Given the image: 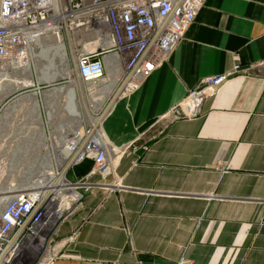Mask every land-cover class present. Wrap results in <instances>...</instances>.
I'll return each mask as SVG.
<instances>
[{"label":"crops","instance_id":"obj_1","mask_svg":"<svg viewBox=\"0 0 264 264\" xmlns=\"http://www.w3.org/2000/svg\"><path fill=\"white\" fill-rule=\"evenodd\" d=\"M236 57L264 59V0H206L168 61L105 114L101 135L125 149L116 188L85 195L57 238L78 239L54 264H264V68L229 79L194 117L180 105Z\"/></svg>","mask_w":264,"mask_h":264},{"label":"built area","instance_id":"obj_2","mask_svg":"<svg viewBox=\"0 0 264 264\" xmlns=\"http://www.w3.org/2000/svg\"><path fill=\"white\" fill-rule=\"evenodd\" d=\"M205 1L0 0V72L13 69L14 61L24 60L42 41L53 39L65 49L76 48V74L84 84L104 81L108 68L122 70L118 97L126 96L168 61ZM257 68H264V59L243 66L236 57L232 69L202 79L180 105L189 108L188 117H194L202 102L229 79ZM73 83L74 94L64 103L76 106L81 90ZM57 133L68 156L53 167L62 179L52 192L29 188L8 199L0 194V264H54L63 246L78 239V231L57 238L85 195L93 189L116 188L107 179L125 149L106 143L102 135L83 125L79 129L64 124ZM86 160L93 162L91 171L70 180L71 170Z\"/></svg>","mask_w":264,"mask_h":264},{"label":"rangeland","instance_id":"obj_3","mask_svg":"<svg viewBox=\"0 0 264 264\" xmlns=\"http://www.w3.org/2000/svg\"><path fill=\"white\" fill-rule=\"evenodd\" d=\"M42 42V45L47 47L54 40L46 39ZM75 49V47L66 46L67 61L70 69L69 75L65 79L59 78L54 82H39L36 68L46 65V63L36 58L33 51L27 56L30 60L31 72L28 74L25 71L22 72L23 69L16 65L13 69L10 68L3 72L9 75L11 81L20 82L19 84H21L20 86H14L12 83L8 84V82L0 81V194H4L5 197L15 194L18 187H34V183L42 176L49 177V171L44 167L45 157L46 155L49 156L46 166L48 167V162L51 161L52 166L56 168L57 163L55 165L54 156L56 154L54 149L55 139L52 140V138L60 139V135L57 133L58 128L64 124H68L71 127H79V125L80 127L82 125L84 127H92L88 116H105L107 112L103 114L104 110L113 100L123 81L124 73L122 70L116 72L108 70V75L103 82L94 83L96 87L94 91L96 92H90L89 89H93L90 85L93 84H84L77 78ZM29 78L34 81L33 86H23L22 82ZM110 79L114 83L111 85L110 92L104 95V101H99L101 103L96 104L91 102L90 104V99L92 98L101 99L102 94L101 92L99 94V90L103 89L104 86H108L112 81ZM73 81L79 84L78 87L80 89L78 88V90H81L77 94L78 102H76L77 111L80 114L79 121L72 120L73 118L69 117L63 110L66 105L64 101L67 99L65 93L55 92L56 89L62 86L74 89ZM89 92L92 94L90 95ZM33 98L37 102L38 110L32 105ZM83 102L87 104V108L83 106ZM73 107L75 108V106ZM51 108L52 110H50ZM49 112L53 113V117L51 116L50 119L48 118ZM38 115L40 116L39 120ZM42 137H45V139H41ZM41 171H44L45 175H40ZM55 177L53 180L58 179V176ZM67 177L70 179L69 175ZM60 180H57V185ZM6 189L11 190L8 195Z\"/></svg>","mask_w":264,"mask_h":264},{"label":"bare ground","instance_id":"obj_4","mask_svg":"<svg viewBox=\"0 0 264 264\" xmlns=\"http://www.w3.org/2000/svg\"><path fill=\"white\" fill-rule=\"evenodd\" d=\"M33 54H34V56L36 58H38L41 61H43V62L46 63V65H43L42 67H37L36 68V72H37V75H38L39 82H54L56 79H59V78L60 79H65V78L68 77V75H69V69L70 68H69L68 61H67L66 49H65V46L63 45L62 42H58L57 40H54V42L52 44H50V45H47V47L46 46H43L42 45V42H41L38 47H36L35 49H33ZM17 63H19V64H17ZM15 65L17 67L20 66L23 69L22 72L25 71V72H27V74L29 72H31V64H30L29 57H26L24 60H21V61H17V60L14 61L12 68H14ZM8 69H10V68H8ZM118 70H120V69H118ZM118 70H116V71H118ZM1 80L2 81H5V82H8V84L12 83V84H14V86L15 85L16 86H20L21 85V84H19L20 82H13V81H11L9 79V75L7 73L0 72V81ZM110 80H112V79H110ZM113 83H114V81L112 80L108 86H104L103 89H100L99 90V94L101 92L103 98L101 97L100 100H99V98H92L91 99V102H93V104L94 103L96 104V103L103 102L104 99H105V96L104 95L105 94L107 95L110 92L111 85ZM22 84L25 87H31L34 84V81L29 78L28 80L26 79L25 81H23ZM73 91H74V89L72 87L62 86V87L56 89L55 92H57V93H65L66 97L69 98L70 93L71 92L73 93ZM115 95H116V93H115ZM117 97H118V95L116 96V99H117ZM99 101H101V102H99ZM32 102H33L32 105H34V107L36 108V110H38L37 109L38 108V105H37V102L35 101V98L32 99ZM95 107H96V105H95ZM95 107H93V108L94 109H97ZM110 107H111V105L109 104L103 114H105L110 109ZM50 110H52V108ZM63 110L66 112V114H68L69 117H72L73 118L72 120H78V121L80 120V114L77 111V109H75L73 106L66 104ZM52 114H53L52 112H49L48 113V118L49 119L51 118ZM37 117H38V120H39L40 119V116L38 115ZM88 117L90 118V123H91V126H92L90 128H92V130L94 131V133H98V134L101 135V132L100 131H101V126H102V121H103L104 115L102 117H92L91 115H89ZM81 128L82 127H80V125H79V129H81ZM62 141H63L62 138L61 139L55 138V141H54V149L56 151V154L55 155H58L59 156V159H60L59 161L56 160V163H57V166L58 167L60 166V164L62 163V161L65 158H67V156H68L67 151H66V148H65V145L62 143ZM47 169L49 171V177H43L42 176L39 180H37L34 183V187H31V188L39 189L42 192H44L46 194H49V193L52 192V190L54 189V187L57 186V184H56L57 183V180L62 179V176L57 175L53 171V166L51 164V161L48 162ZM55 176L56 177L58 176V179L57 180L56 179L53 180ZM11 189H13V188H11ZM26 189H29V188L28 187H22L20 190H26ZM10 191L11 190H6L7 195H8V193ZM15 193H17V192H15ZM6 198L8 199L9 197H6Z\"/></svg>","mask_w":264,"mask_h":264},{"label":"water","instance_id":"obj_5","mask_svg":"<svg viewBox=\"0 0 264 264\" xmlns=\"http://www.w3.org/2000/svg\"><path fill=\"white\" fill-rule=\"evenodd\" d=\"M119 93H120V90H118V92H117L116 95L114 96L113 100L111 101L110 105H112V103H113V102L115 101V99H116V96L119 95Z\"/></svg>","mask_w":264,"mask_h":264}]
</instances>
